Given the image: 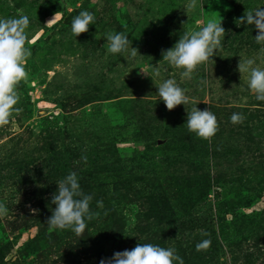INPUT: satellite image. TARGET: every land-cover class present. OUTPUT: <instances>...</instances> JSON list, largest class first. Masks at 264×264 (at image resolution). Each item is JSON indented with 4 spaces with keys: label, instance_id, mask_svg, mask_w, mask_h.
Returning <instances> with one entry per match:
<instances>
[{
    "label": "rangeland",
    "instance_id": "374dc122",
    "mask_svg": "<svg viewBox=\"0 0 264 264\" xmlns=\"http://www.w3.org/2000/svg\"><path fill=\"white\" fill-rule=\"evenodd\" d=\"M187 2L0 0V18L29 17L31 49L27 76L16 86L20 110L0 124V202L8 209L0 215V264H99L114 254L106 240L118 230L116 219H124V236L133 240L117 251L164 237L183 264H264V197L250 203L264 196V148L256 155L234 151L241 135L264 140V101L238 70L239 60L248 58L264 68V44L254 40L258 29L238 20L264 0H198L186 12ZM81 10L94 14L95 25L75 37L71 21ZM211 20L225 29L221 46L182 80L181 70L160 61L162 50L179 39L183 24L198 30ZM109 32L127 34L136 55L131 46L123 54L107 52ZM170 77L186 90L190 109L197 104L216 115L212 137L189 132L188 110H168L159 99L155 84ZM230 106L258 112L240 113L243 120L232 123ZM150 126L157 130L146 133ZM187 164L190 169L182 168ZM178 167L181 176L174 173ZM69 171L92 195L90 209L97 213L80 235L46 223L56 181ZM123 176L145 183L137 194L121 193L127 201L119 206L111 196ZM149 191L168 195L180 218L197 215L209 223L178 231L147 219ZM205 240L210 243L198 251Z\"/></svg>",
    "mask_w": 264,
    "mask_h": 264
},
{
    "label": "clouds",
    "instance_id": "9594fccd",
    "mask_svg": "<svg viewBox=\"0 0 264 264\" xmlns=\"http://www.w3.org/2000/svg\"><path fill=\"white\" fill-rule=\"evenodd\" d=\"M197 2L198 0H188L184 8L186 12L196 8ZM238 20L240 24L254 25L258 29L254 37L255 42L264 44V7L248 10ZM94 22L95 16L92 12L81 10L72 18L71 32L77 37L87 32L89 25H95ZM29 24V17L23 14L0 18V124L7 123L11 112L20 110L14 107L20 99L16 86L27 76L24 61L31 55V49L26 47V43L30 42L26 31ZM184 25L179 39L173 46L162 50L160 60L166 62L170 68L181 70L182 80L191 79L198 65L212 59L221 46L225 34L221 20H211L198 30L185 29ZM104 38L107 52L111 54H123L130 46L132 56L138 51L132 47V41L124 32H109ZM153 69L154 76H159V63L158 66H153ZM238 70L240 73L248 74L247 89L258 101H264V68L256 66L255 60L248 58L243 62L239 60ZM155 85L156 94L168 110L181 104L185 106L190 101L186 90L174 77L163 79ZM230 120L232 123H239L243 120V116L233 113ZM185 124L189 132L204 139L212 137L217 131L216 115L210 109H199L197 104L191 111H187ZM56 184L57 188L50 201L55 207L51 208V215L46 223L51 229H70L77 235L84 233L87 221L97 214L90 209L92 195L82 191L75 171H69L62 179L56 181ZM96 203L99 207H103V201ZM7 211L5 204L0 202V215H5ZM32 211L37 210L32 209ZM209 243L210 241L207 240L202 241L197 243L196 248L199 251L206 248ZM99 264H183V259L173 248L152 243H137L130 250L116 251L111 258H102Z\"/></svg>",
    "mask_w": 264,
    "mask_h": 264
},
{
    "label": "trees",
    "instance_id": "16d2710c",
    "mask_svg": "<svg viewBox=\"0 0 264 264\" xmlns=\"http://www.w3.org/2000/svg\"><path fill=\"white\" fill-rule=\"evenodd\" d=\"M137 102H142L137 101ZM179 107H183V110H188L191 111L190 107H191V103L186 104L185 106L183 104H181ZM206 107V106H205ZM231 108L229 109L230 111H232L233 113H254V112H258V110H249L250 108H245V107H237V106H230ZM184 113V112H183ZM187 115V114H186ZM185 116V114H184ZM155 129V127H148L145 129L146 133H151L153 132ZM237 129H235L236 132ZM154 139V138H153ZM264 140L263 139H258L256 140L253 136H249V137H242V135L238 138L237 142L235 143V149L234 151L240 155V154H253L256 155L257 153H262L263 148H264ZM262 155V154H261ZM259 158V157H258ZM261 160V159H260ZM161 163L165 164L166 167H168V169H172V165L169 164L168 161H161ZM264 164V163H261ZM191 165L187 164L182 168H186V169H190ZM166 172V171H164ZM174 173L178 174L179 176L182 175V171L181 168H175L174 169ZM205 180L207 178H204ZM208 181V179H207ZM143 183H145V181L143 182V180L140 179H136L133 180L132 178L129 177H120L118 179L117 182H115L114 187H113V194L111 196V199L117 203V205H121V203L125 202L126 203V198L122 195V194H128V195H132V194H137L138 192H140V189H142V185ZM109 185V184H106ZM177 190L183 191L185 192V190H187L186 188H183L179 185L176 186ZM209 190L205 187V189L202 191V193H207ZM122 193V194H121ZM263 195L262 193H258L255 196H253L250 199V203L251 204H256L257 202H262L263 200ZM181 198L185 199V200H190L189 197L186 195L182 196ZM146 199L148 201V209L146 212L147 215V219L149 220H153L155 221L157 224H161V225H166V226H170V228L172 227L175 230L178 231H182L186 225L191 226L192 228H196V227H203L204 225H206L207 223H209V220L206 219L205 217H199L197 215H194L192 217L189 218V220H186L184 218H180V216L178 215L177 210L171 205L170 202V198L168 195H165V193H161L158 191H149L147 193ZM182 200V199H181ZM115 219H112L111 221H114ZM118 221V230L117 232L113 233V235L111 237H109L106 242H110L112 245V248H110L111 252L114 253L117 250L121 249V247H123L126 243L125 246H129L133 240H126V236L124 235H128V233H126L123 229L124 227V219H116ZM111 226H113V223L111 224ZM190 228V229H192ZM119 232V233H118ZM117 234H119L117 236ZM123 236V237H122ZM152 244H157L160 245L162 247H166L168 248V242L166 240V238H159L157 239L154 243ZM126 249V248H125ZM201 252V250H200ZM113 255V254H112ZM110 255V256H112ZM102 258H107L106 255L104 254V256H102ZM100 258V260L102 259Z\"/></svg>",
    "mask_w": 264,
    "mask_h": 264
}]
</instances>
